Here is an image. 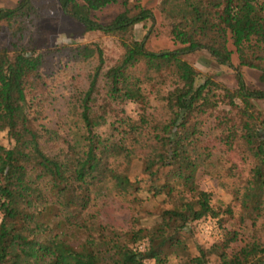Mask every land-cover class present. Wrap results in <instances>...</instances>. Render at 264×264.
<instances>
[{"label":"trees","instance_id":"1","mask_svg":"<svg viewBox=\"0 0 264 264\" xmlns=\"http://www.w3.org/2000/svg\"><path fill=\"white\" fill-rule=\"evenodd\" d=\"M84 32L100 31L113 39L116 60L104 65L94 43L77 47L72 58L96 60L82 89L69 98L75 122L69 140L39 120L45 85L39 53L21 46L30 26L43 14L31 0L0 9V28L10 39L0 47V264H264V242L257 222L264 218V118L254 100L264 91L247 86L241 68L256 70L264 85V3L258 0H159L158 10L177 49L149 51L133 38L139 22L153 16L127 0H55ZM119 3L124 10L103 24L94 12ZM204 50L223 66L230 55L236 86L197 73L181 56ZM150 98L156 105H151ZM133 104L136 117L122 111ZM210 119L215 143L247 164L245 175L234 166L216 173L231 178L229 204L211 205L195 182L210 166L209 148L201 144V125ZM134 167L137 175H131ZM144 186V187H143ZM143 188V189H142ZM100 190L117 198L145 190L161 196L167 208L150 226L116 231L89 212ZM209 218L220 225L234 220L207 249L185 254L181 233L191 222ZM251 228L242 240V227ZM239 243V246L232 245Z\"/></svg>","mask_w":264,"mask_h":264},{"label":"rangeland","instance_id":"2","mask_svg":"<svg viewBox=\"0 0 264 264\" xmlns=\"http://www.w3.org/2000/svg\"><path fill=\"white\" fill-rule=\"evenodd\" d=\"M18 0H0V9H8L15 5ZM39 7L42 16L29 27L21 46H27L33 52L39 53L43 61V74L45 85L40 99L39 120L47 128L55 131L60 139L69 140L75 132L74 119L68 111L70 95L75 90L82 89L86 83V75L96 65V60L90 59L87 63H80L72 58L73 51L87 43H94L101 51L104 65H111L119 54V50L110 37L103 36L102 32L94 30L84 32L80 24L65 15L58 8L55 0H31ZM263 2L264 0H258ZM159 0H127L126 7L131 14L137 12L138 8L149 9L152 13V20L146 19L136 24L133 29V38L141 40L143 47L149 51L166 50L171 51L179 46L168 38V26L161 18L158 10ZM124 7L119 3L110 4L94 12V17L107 23L116 14L122 12ZM7 31L0 28V47L9 49L10 39ZM228 66L217 64L204 50H193L191 53L181 56L189 65L196 70V81L201 82L205 77L223 84L227 88L236 86L232 68L237 65L236 57L231 54ZM243 81L247 86L259 88L264 91V85L257 80L258 72L250 68H241ZM151 105H156L155 99L150 98ZM254 104L260 109L264 118V102L257 99ZM124 114L135 118L137 111L133 104L125 103L122 106ZM5 132L0 133V144L7 146ZM216 132L212 128L210 119H206L201 125V144L209 148L211 156L210 166H205L195 173V182L209 195V203L225 205L231 201L228 188L232 179L224 178L217 180L213 174L216 171H223L229 166H234V171L245 175L247 164L241 161L234 153H224L215 143ZM131 175H137V168L134 167ZM144 187V186H143ZM143 189V188H142ZM135 198L137 202L131 201V196L117 198L111 192L100 190L94 194L91 200L89 212L95 219L116 231H124L130 226H150L159 221V212L167 208V204L161 196H150L145 190H140ZM216 220L205 218L191 222L181 233V240L185 248L184 252L189 257L195 256L198 247L207 249L213 242L220 239L224 231L237 229L238 225L234 220H227L220 225ZM259 237L264 242V218L257 222ZM242 240L249 237L251 228L248 224L242 227ZM239 243L232 247L239 246ZM178 258L168 257L166 264H178ZM206 264H216L212 257L207 258Z\"/></svg>","mask_w":264,"mask_h":264}]
</instances>
